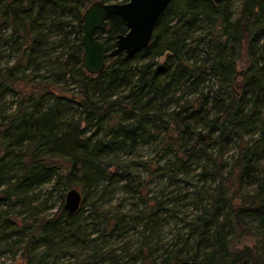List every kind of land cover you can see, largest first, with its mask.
<instances>
[{"label":"trees","instance_id":"16d2710c","mask_svg":"<svg viewBox=\"0 0 264 264\" xmlns=\"http://www.w3.org/2000/svg\"><path fill=\"white\" fill-rule=\"evenodd\" d=\"M92 1L0 0V236L25 230L23 255L37 240L43 257L72 256L62 264H264V0H172L146 48L94 75L81 44ZM123 31L108 18L105 42ZM145 145L144 179L119 157ZM152 178L194 180L192 216H160L173 197L143 194ZM122 179L139 197L131 216L99 200L83 216L88 194ZM70 188L84 193L73 213ZM169 217L184 231L162 243Z\"/></svg>","mask_w":264,"mask_h":264},{"label":"rangeland","instance_id":"374dc122","mask_svg":"<svg viewBox=\"0 0 264 264\" xmlns=\"http://www.w3.org/2000/svg\"><path fill=\"white\" fill-rule=\"evenodd\" d=\"M108 34L109 33L107 32V30H105V32L99 33L98 35L101 39H106V36ZM113 40L114 38L112 37V40H110V42H112ZM56 51L60 52L61 49L57 48ZM46 58H48V56H46L44 59ZM42 72H44V70ZM46 74H48V72ZM11 98L12 96L8 95L6 97V100L9 101L11 100ZM154 157L155 155L153 146L145 145L140 146V148L131 155L119 157V160L122 162V164L129 165L130 170L132 171V173H134V175H139L141 178L145 179V177L147 176L146 169H144V167H138L134 163L139 162L140 160L153 159ZM194 172H197V170L194 169L193 173L190 174V177L194 175ZM124 183L125 181L122 179L119 180V182H117L116 184H112L107 189L100 188L101 190L97 189L95 193L88 194L85 199L86 204L84 205L82 210L83 216L86 217L88 214H90V203L96 200H99L98 204H101L104 208L111 209L114 214L131 216V214L136 211V204L139 201V197L135 196L132 192L123 190L122 186ZM105 184L106 183H104L103 185ZM194 184L195 181L191 180L189 183H173V185H168V181L165 180V178H162L161 180L152 178L150 179V181L148 180L147 183L144 184L141 190L143 194L145 192H147L146 194L148 195L161 194L163 199L171 198V196L173 197V201H171V203H166L167 205H164L170 209L166 212H162L160 216L190 217L192 216V206L185 205L183 207V204L185 202H189L184 198H186L187 194L195 190ZM39 190V193L43 195L42 199H45L47 198V196H49V191L52 192L51 198L47 199L48 201L46 200L47 204L50 205V207L46 210V214H50L59 205V200L56 196L58 192L55 190V188H53L52 183L39 188ZM79 191L81 192L82 196H84L82 190L79 189ZM40 202L42 201H39V203ZM15 210L22 211L20 218L17 219L19 225H23L21 218H25L24 220H27L29 224H33L34 220L30 219V216H27V211H24L22 206H16ZM181 226L182 222L178 221L176 218L169 217L167 219H164L163 222L161 221L159 235L161 234L164 237L162 243L171 240V238L174 237L178 232H183L184 229L180 231ZM126 229L127 233L133 238L136 239L139 236L138 230L130 228L129 226ZM93 230L94 228L92 226H87L86 231L88 233L93 232ZM91 234L93 235V233ZM27 239L28 235L25 230H21L19 234H13L10 236L6 235L4 237L0 236V264H62L63 262L73 260L72 256L65 254H63V256L59 255L58 257L54 255H46L43 257V255L46 252L49 253V251H47L44 246L38 243L37 240L33 241L32 246L25 253V255H23L22 249ZM137 244L139 243L135 242L134 246Z\"/></svg>","mask_w":264,"mask_h":264},{"label":"water","instance_id":"95a60500","mask_svg":"<svg viewBox=\"0 0 264 264\" xmlns=\"http://www.w3.org/2000/svg\"><path fill=\"white\" fill-rule=\"evenodd\" d=\"M172 0H127L124 2L92 1L82 13V64L89 74L104 70L108 58L121 53L133 55L146 48L152 38L154 26ZM221 3L223 0H213ZM115 16L124 24L125 31L118 33L109 46L99 33L108 27V18ZM82 202V194L70 188L64 198V207L76 212ZM178 264H198L194 260H184Z\"/></svg>","mask_w":264,"mask_h":264},{"label":"flooded vegetation","instance_id":"af4514ba","mask_svg":"<svg viewBox=\"0 0 264 264\" xmlns=\"http://www.w3.org/2000/svg\"><path fill=\"white\" fill-rule=\"evenodd\" d=\"M123 26H124V24H123ZM124 31H125V28H124ZM124 31H123V32H124Z\"/></svg>","mask_w":264,"mask_h":264}]
</instances>
